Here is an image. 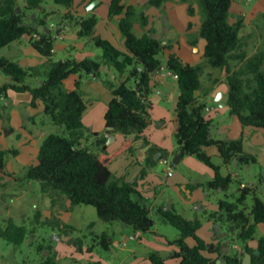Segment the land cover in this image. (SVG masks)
Segmentation results:
<instances>
[{
	"label": "trees",
	"instance_id": "obj_1",
	"mask_svg": "<svg viewBox=\"0 0 264 264\" xmlns=\"http://www.w3.org/2000/svg\"><path fill=\"white\" fill-rule=\"evenodd\" d=\"M43 1L23 0V6L19 7L17 0H0V51L28 37L32 48L46 59L45 80L31 87L27 80L38 76L39 68H23L12 58L0 55V73L9 78L8 82L0 85V98L9 91L27 94L31 107H35L38 101L42 102L43 112L51 123L64 126L66 131L64 135L51 133L44 138L36 164L26 169L21 180L37 182L41 193L50 198L53 207L63 206V201L68 202L70 207L91 206L104 223H120L131 227L134 232L147 233L154 226L150 206L137 191L136 183L116 177L109 164L113 158L131 152L139 140L145 146L149 145L143 133L151 124L152 106L148 98L152 92V76L163 67L159 55L169 47L148 33L137 37L133 32L134 7L125 6L123 0H109L108 16L122 15L118 25L126 52L95 35L97 18L90 15L76 20L75 24L79 27L77 35L89 39L101 49V59L53 61L54 38L47 33L46 21L51 13L41 18L36 16L31 22L26 19L27 12L37 15L43 9ZM74 1L52 0L67 11L73 7ZM165 1L149 0L148 4L159 8ZM232 2L198 0L202 11L199 36L206 43L203 57L210 68L225 71L228 87L225 104L229 114L236 116L243 127L264 129V36L260 38L255 53L248 56L240 37L243 19L229 22ZM63 19L69 20L71 16L66 13ZM141 20L144 24L143 16ZM103 64L125 77L118 85L109 86L112 97L104 114L105 127L111 128L107 133L123 136L121 145L111 154L106 151V138L87 133L83 124L86 104L79 92L81 80H76L71 91L63 86L64 80L71 75L81 77L92 74L98 77ZM164 67L177 75V128L173 135L177 151L183 150L185 155L194 156L214 172L213 179L206 186L214 190H228L233 183L232 175H222L221 166L212 163L205 148L214 146L223 159V165H231L233 161L236 167L256 163L255 156L243 149L241 139L225 141L211 136V121L205 118L207 103L196 96V92L202 89L203 65L184 64L175 54H170ZM129 81L133 82L132 86ZM4 132L8 135L6 130ZM87 134L92 137L90 145L85 143ZM16 153V150L0 149V172L6 167L5 156ZM167 157V151L149 146L141 175ZM249 196L252 197L251 207L245 206ZM156 213L162 222L178 231V238L171 242L177 249L169 257L178 259L179 264H215L217 260L223 264H243L244 253L251 256L252 264H264V237L258 239L255 249L248 247L257 227L264 224V201L250 187L239 189L233 202L220 200L218 211L207 213L208 219L215 225L225 228V239L215 244L206 245L196 236L202 225L200 219L188 220L173 208L158 207ZM38 216L39 213L36 214ZM64 228L73 230L68 225ZM26 234L25 226L17 225L11 219L0 225V239L16 246L24 242ZM189 239L194 241L193 245L188 244ZM98 240L104 250L111 249L113 239L106 232L99 235ZM233 243H238L242 251L232 249ZM210 254H215V257H210ZM147 259L152 264H165L164 257L158 252L150 253ZM40 264L58 262L49 255Z\"/></svg>",
	"mask_w": 264,
	"mask_h": 264
},
{
	"label": "crops",
	"instance_id": "obj_2",
	"mask_svg": "<svg viewBox=\"0 0 264 264\" xmlns=\"http://www.w3.org/2000/svg\"><path fill=\"white\" fill-rule=\"evenodd\" d=\"M148 2L149 0H123L122 3L125 6L134 7L135 15H139L138 17L134 15L132 19L133 32L137 37L148 33L161 41L163 45L169 47L159 55L163 67L152 76V92L148 98L152 106L150 109L151 124L143 133V137L148 141L149 145L145 146L142 140L137 141L131 152L113 158L109 164V169L113 172L112 174H116L117 176L120 175L126 182L136 183L137 191L145 199L151 209L162 207L164 209L173 208L176 211L174 201L176 200L193 215L200 216L202 214L201 216L204 218H202V225L197 231L196 236L206 245L215 244L225 239L226 233L224 227L219 228V225H215L214 222L207 217V213L218 211V202L222 200L214 195V193L212 194L210 191L205 190L204 184H207L214 177V172L209 167L191 158V156L183 154L176 165L172 164L173 172L171 176L166 175V167L162 161L157 163L161 168L158 169V167H153L148 169L145 174L141 175L144 169L146 150L149 146H156L167 151V159L169 161L180 152L177 151V145L173 138L177 128L175 106L179 91L176 79L168 75V71L164 67L167 57L170 54H175L184 64H201L204 66L202 74L203 79H201L202 89L196 92V96L207 103L205 118L211 121V136L214 139L225 141L241 139L243 149L253 154L257 162L255 165H248L245 166V168L242 167V169L244 168L243 172H245L242 178L240 174L236 172L238 171L236 169L239 167H236L235 161L227 166L226 171L232 173L236 191L243 187H250L263 201L264 129L243 127L236 116L229 114L228 107L225 104L228 91L225 71L210 68L206 65L203 57L206 43L205 40L199 36L202 11L198 0H166L159 8L149 5ZM258 3L264 8V0H258ZM108 7L109 0H75L73 7L68 11L65 9L62 11L51 9V15L58 13L60 18L57 23H47L49 28L48 32L51 33L54 38L52 60L59 61L70 58L80 61L84 58L93 59L94 57H97L98 60L101 59L102 51H98L101 49L94 46L89 39L79 38L77 35L79 27L75 24L76 20L90 15H94L97 18L95 35L108 41L118 50L126 52L124 37L118 25L122 15L109 17ZM38 13L44 15L48 12L42 9ZM66 13H69L71 19H63ZM36 16V14L30 15V22ZM142 16L145 18L144 24L141 20ZM49 17L50 15L47 19ZM237 19L242 18L239 16L232 22H229L234 23ZM6 50L8 53L6 57H14L15 61H17L21 67H42L44 71L46 59L32 48L28 37L21 38L19 41L8 46ZM2 55L5 56L4 54ZM42 76H44V74L31 77L27 80V83L31 87L38 86L45 80V76ZM1 79L4 82L9 81L7 76L2 78L0 75V80ZM78 79L81 80L79 92L86 104L82 116L83 124L87 128V133H95L99 137L106 138V140L110 138L109 144H106V151L111 154L121 145L123 136L119 133H107L105 127L104 114L107 109V104L112 97L109 86L118 85L125 77L119 76L111 66L103 64L100 67L98 77L92 74L81 77H79V75H71L64 80V89L67 91L73 90L75 82ZM128 84L132 86L133 82L129 81ZM218 93L221 94L219 98L221 99L220 102L215 100ZM212 101L217 103V107H210ZM0 102L3 103V107L5 108L10 107L13 103H20L27 106L25 107L28 112L26 114V120L30 122V125H27L29 129L28 134L31 138L37 140L39 151L41 142L49 135L45 130H41V128L45 126L44 122L41 123V125L37 124V117L44 114L42 102L38 101L35 107H31L29 95L16 94L10 91L6 96L0 98ZM220 103H222L223 106H220ZM2 110V107H0V132L2 133L0 135V149L6 151L9 150V148L6 145L2 146L1 137L7 138L11 134H14L15 129L12 127L6 129L4 127V121L1 117H6ZM10 129L12 131H10ZM5 130L8 135H5ZM85 143L87 145L92 143V137L88 134ZM205 151L211 157H219L217 149L214 146L205 148ZM12 155L18 157L19 152L17 151L16 154ZM181 164L193 168L195 171L194 176L198 175V177H186L185 173L179 171ZM18 166L22 165L18 163L12 165L11 161L8 163L6 162V167L3 172H0V175L7 174L9 176H15ZM27 167L29 166L25 165L22 168L26 171ZM174 167L176 168L174 169ZM222 169H225V167H222ZM222 169L220 172L223 171ZM0 179V182L4 181L2 180V176H0ZM8 180L10 179L8 178ZM232 195L235 197L237 194ZM166 197L168 200L165 199ZM226 197L229 196L226 195ZM66 205L67 207L70 206L68 202ZM116 226L122 242L114 238L112 247L120 248L121 246H126V241L128 239L143 241L147 238L144 237L145 234L141 232L133 231L134 234L128 233L127 229L131 227L120 223L116 224ZM258 230L260 236L248 242V247L252 249L256 248L258 239L264 237V224H260L256 232H258ZM132 236H135V238L132 239ZM155 236L163 244L169 245L168 251H176L177 247L171 244V242L178 238V234H175L173 240H170L163 234H157ZM145 241L149 242V240ZM187 242L190 245L194 244L192 239L187 240ZM231 247L232 249L237 247L242 251L238 243H233ZM210 250H213V247H210ZM158 253L164 257L163 253L159 251ZM149 254H146L142 261L133 264H152L147 259ZM246 255L247 253H244L242 263L244 261L245 264H252L251 256L248 254L250 256L248 260ZM209 256L215 257V254H210ZM167 258L164 257L165 264H179L178 259L171 258L172 261L169 262ZM220 264H223L221 260Z\"/></svg>",
	"mask_w": 264,
	"mask_h": 264
},
{
	"label": "rangeland",
	"instance_id": "obj_3",
	"mask_svg": "<svg viewBox=\"0 0 264 264\" xmlns=\"http://www.w3.org/2000/svg\"><path fill=\"white\" fill-rule=\"evenodd\" d=\"M17 4L19 7H22L23 0H17ZM42 7L48 13L51 12V9L56 11L64 9L54 4L52 0H44ZM229 12L230 22L239 16L244 19V27L240 31V37H242L244 50L248 56L253 55L256 48L259 47L260 38L264 36V8L258 3V0H233ZM26 15L28 17L26 19L30 22V15L32 16L33 14L27 12ZM42 16V14H37V18H41ZM138 16V14L135 15V17ZM59 20L58 13L50 15L46 19L47 23H57ZM6 49L1 50L0 55L4 54L7 56ZM98 51L101 52V50ZM10 58L13 59L14 57L10 56ZM93 59L98 60L97 57ZM38 70L39 74L42 75L43 68L40 67ZM0 75L2 78L5 77L2 73ZM201 79H203V76ZM4 83L6 82L1 79L0 85ZM0 107H2V111L6 117H1L4 121V127L6 129H9V127L15 129L14 134H11L7 138L1 137L2 146L6 145L9 150L12 149L19 152L18 157L7 154L5 161L7 163L11 161L12 165L16 163L22 165L17 167L15 176L0 175L4 181L8 180V178L10 179L5 182L2 181L3 183L0 182V225L4 224L7 219H11L17 225L25 226L27 230L25 240L19 246L0 239V264H40L43 258L49 255L54 257L58 264H133L142 261L146 254L158 251L163 253L165 258L169 257V254L172 253L168 251L169 245L160 242L155 235L163 234L170 240H173L178 231L171 225L162 222L156 213L157 208L151 209V217L154 221L153 228L151 231L144 233V237H147L145 240H149V242L128 239L126 246H121L120 248L111 247L110 250H104L99 244L98 236L106 232L112 239L116 238L122 242L116 226L119 223L107 224L102 222L98 218L95 208L91 206L77 205L67 207L66 202L63 201V206L53 207L50 198L41 193L37 182L21 180L25 172V169L22 167L36 163L38 143L35 138H31L28 134L29 129L27 125H30V122L26 120L28 112L25 107L27 106L13 103L10 107L5 108L3 107V103L0 102ZM210 107H217V103L212 101ZM43 122L45 126L41 130H45L48 134L56 133L64 135L66 132L64 126L52 124L50 118L45 114L37 117V124L41 125ZM173 158H171V162ZM191 158L197 160L194 156H191ZM211 160L213 164L221 166L220 170L222 167H225L220 172L222 175H232V173L226 171L228 165H223V159L220 156H212ZM255 164L257 162L248 165ZM248 165L240 166L236 169L241 178L244 177L245 173L243 169ZM155 167L161 168L158 164ZM242 167L244 168L242 169ZM179 171L185 173L186 177H193L195 174L193 168L182 164L179 167ZM114 175L118 178L120 177V175ZM194 177H198V175ZM234 183L233 181L226 191L211 189L206 184H204V187L206 191L214 193L219 199L233 202L235 197L232 194H238ZM226 195L229 197H226ZM165 199L168 200L167 197ZM174 201L176 212L183 215L186 219L193 220L198 218L202 221V218H204L201 216L202 214L200 216L193 215L179 201ZM251 205L252 197L249 196L245 206L251 207ZM37 213H39L38 217H36ZM64 225L73 227V230L65 229ZM127 232L134 234L131 228H128ZM259 236L260 232L258 230L254 235V239H257ZM167 259H169V262L172 261L170 257Z\"/></svg>",
	"mask_w": 264,
	"mask_h": 264
},
{
	"label": "water",
	"instance_id": "obj_4",
	"mask_svg": "<svg viewBox=\"0 0 264 264\" xmlns=\"http://www.w3.org/2000/svg\"><path fill=\"white\" fill-rule=\"evenodd\" d=\"M47 33H49V32H47ZM220 97H221V94L218 93L217 96H216V98H215V100L218 101ZM220 106H223V104L220 103ZM106 129H107V130H111V128H106ZM109 142H110V138L107 139L106 144H109ZM183 154H184V151L181 150V151H180V152H179V153L173 158V160H172V164H173V165H176V164L179 162V160H180V158L182 157ZM246 258L249 260V259H250V256L247 254V255H246ZM215 264H220V260H217V261L215 262ZM243 264H245L244 261H243Z\"/></svg>",
	"mask_w": 264,
	"mask_h": 264
},
{
	"label": "built area",
	"instance_id": "obj_5",
	"mask_svg": "<svg viewBox=\"0 0 264 264\" xmlns=\"http://www.w3.org/2000/svg\"><path fill=\"white\" fill-rule=\"evenodd\" d=\"M168 75L172 76L174 79H177V75L175 73H171L168 71ZM162 163L165 165L166 167V175L167 176H171L172 172H173V168H172V164L171 161H169L168 159H163ZM132 239L135 238V236L131 237ZM237 251H240L237 247H234Z\"/></svg>",
	"mask_w": 264,
	"mask_h": 264
}]
</instances>
